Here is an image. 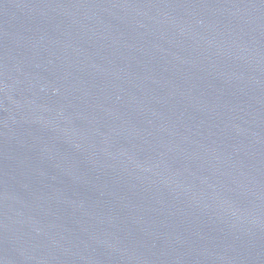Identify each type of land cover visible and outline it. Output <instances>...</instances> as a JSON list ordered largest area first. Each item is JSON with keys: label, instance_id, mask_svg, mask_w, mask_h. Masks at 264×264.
<instances>
[{"label": "water", "instance_id": "obj_1", "mask_svg": "<svg viewBox=\"0 0 264 264\" xmlns=\"http://www.w3.org/2000/svg\"><path fill=\"white\" fill-rule=\"evenodd\" d=\"M0 264H264V0H0Z\"/></svg>", "mask_w": 264, "mask_h": 264}]
</instances>
